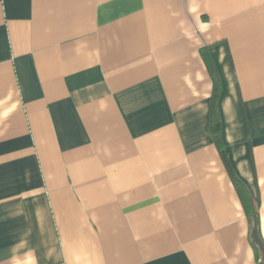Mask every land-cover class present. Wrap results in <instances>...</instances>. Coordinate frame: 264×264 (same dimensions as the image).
Listing matches in <instances>:
<instances>
[{
  "label": "crops",
  "instance_id": "crops-1",
  "mask_svg": "<svg viewBox=\"0 0 264 264\" xmlns=\"http://www.w3.org/2000/svg\"><path fill=\"white\" fill-rule=\"evenodd\" d=\"M264 0H0V264H261Z\"/></svg>",
  "mask_w": 264,
  "mask_h": 264
},
{
  "label": "trees",
  "instance_id": "trees-1",
  "mask_svg": "<svg viewBox=\"0 0 264 264\" xmlns=\"http://www.w3.org/2000/svg\"><path fill=\"white\" fill-rule=\"evenodd\" d=\"M201 59H203L205 63V67L207 68V72H209V75L212 80V92H211V100H210V117H209V125L208 129L211 134L210 137H212L213 143L215 147L218 150L220 158L222 160V163H224L228 173L229 177L233 183L234 189L237 192L239 202L241 203V206L244 211V215L248 219L250 223V241L253 244V247L256 250V254H258L259 258L261 256V253L264 251V242L262 241L259 230H258V204L257 202H254L251 196L249 195L247 189H245V186L242 184V182L237 178V176H234V173L232 172L229 161H228V156H227V151L225 150V146L223 143V137L222 136V126H221V120L219 116V109H218V101H219V96H220V87H219V81L217 79V75L215 73L214 69V64L212 60L209 58V55L205 49L201 50ZM261 242L263 250L260 249L258 242Z\"/></svg>",
  "mask_w": 264,
  "mask_h": 264
},
{
  "label": "water",
  "instance_id": "water-1",
  "mask_svg": "<svg viewBox=\"0 0 264 264\" xmlns=\"http://www.w3.org/2000/svg\"><path fill=\"white\" fill-rule=\"evenodd\" d=\"M258 240H259V239H257L256 241L258 242V245H259L260 249L263 250L262 244H261V242L258 241ZM261 254H262L261 264H264V251H263V253H261Z\"/></svg>",
  "mask_w": 264,
  "mask_h": 264
}]
</instances>
